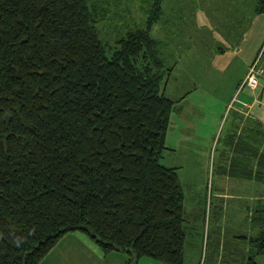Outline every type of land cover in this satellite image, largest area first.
Masks as SVG:
<instances>
[{
	"label": "trees",
	"instance_id": "1",
	"mask_svg": "<svg viewBox=\"0 0 264 264\" xmlns=\"http://www.w3.org/2000/svg\"><path fill=\"white\" fill-rule=\"evenodd\" d=\"M98 12V0H0V264H40L73 231L130 264H184L185 194L161 160L185 95L165 93L173 66L152 16L108 53ZM239 122L231 152L249 177ZM255 222L245 264H264V205Z\"/></svg>",
	"mask_w": 264,
	"mask_h": 264
},
{
	"label": "rangeland",
	"instance_id": "2",
	"mask_svg": "<svg viewBox=\"0 0 264 264\" xmlns=\"http://www.w3.org/2000/svg\"><path fill=\"white\" fill-rule=\"evenodd\" d=\"M98 1L99 16L104 14L98 26L108 53L121 35L147 27L153 17L150 32L159 42L160 57L167 68L173 66L165 93L174 100L187 96L175 103L161 160L165 166L179 167L185 194L184 264H245L246 252L236 262L228 249L236 239H243V247L251 226L256 231L258 223L249 222L245 194L258 191L249 181L222 175L219 153L233 116L229 102H234V94H244L239 86L255 57L260 56L264 66V0H162L156 18L154 0ZM238 193L242 198L236 200L232 195ZM236 201L241 202L240 212ZM263 205L264 201L258 209ZM84 237L90 243L80 241ZM258 259L264 262V256ZM129 260L127 252L106 253L85 233L73 231L40 264H130ZM137 264L165 263L144 256Z\"/></svg>",
	"mask_w": 264,
	"mask_h": 264
},
{
	"label": "crops",
	"instance_id": "3",
	"mask_svg": "<svg viewBox=\"0 0 264 264\" xmlns=\"http://www.w3.org/2000/svg\"><path fill=\"white\" fill-rule=\"evenodd\" d=\"M239 90L243 92L244 94L241 96L240 94L235 97H232V101L229 102L228 106L230 107V112L233 111V116L231 117V120L229 122L228 129L226 132V135L222 138V146L220 149V160H219V167L218 170L222 175H226L228 177L233 176L236 180L239 181H249L251 182L252 189H256L258 192H248V194H245V197H249V205H247V210L249 212L248 216L251 224L254 222V212L255 210H259V205L264 201V158L260 162V158L264 155V73L260 77V84L259 87L256 89L251 88H240ZM180 99L179 101H182L186 98ZM177 100V99H176ZM239 119L240 122H239ZM240 124L238 134H241V136H247L249 139V147H244L243 149L246 150V154L242 155L243 158H246L250 161V164L247 166L251 170L249 173V177L245 176H236V149H233L234 152H231V141L233 142V148L236 147V124ZM235 158V171L234 173L229 172L230 164H231V158ZM227 159H229V163H227ZM240 164V163H239ZM242 167L245 166V164L242 163ZM241 166V164H240ZM179 168V167H178ZM240 173H244V171H241ZM254 187V188H253ZM232 197H235L236 200H239L242 198V195L240 193L236 195H232ZM240 201H236V212H240V208L242 207L240 205ZM262 208V207H261ZM236 218H238L236 216ZM238 223H236L237 225ZM251 231L249 234L245 235L243 247H241L240 241L243 239H238L240 241H237L236 239V245L233 244V246L229 247L228 251L230 254H232V257L236 255V262L239 260L238 256L241 252L244 251V254H248V251L250 250V243L249 242V236H254V232H258L260 230L259 225L255 227L256 231H254V226H251ZM252 234V235H250ZM236 237H238L236 235ZM80 241L88 244L90 243V240L86 237L82 238ZM246 261V258L244 262Z\"/></svg>",
	"mask_w": 264,
	"mask_h": 264
},
{
	"label": "built area",
	"instance_id": "4",
	"mask_svg": "<svg viewBox=\"0 0 264 264\" xmlns=\"http://www.w3.org/2000/svg\"><path fill=\"white\" fill-rule=\"evenodd\" d=\"M264 73V66L261 63L260 56L255 57V59L250 64L245 78L240 84V88L248 87L251 89H256L260 84V77Z\"/></svg>",
	"mask_w": 264,
	"mask_h": 264
}]
</instances>
